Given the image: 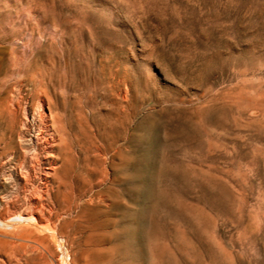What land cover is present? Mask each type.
<instances>
[{
    "label": "rangeland",
    "instance_id": "374dc122",
    "mask_svg": "<svg viewBox=\"0 0 264 264\" xmlns=\"http://www.w3.org/2000/svg\"><path fill=\"white\" fill-rule=\"evenodd\" d=\"M0 104V218L71 264H264V0H0Z\"/></svg>",
    "mask_w": 264,
    "mask_h": 264
},
{
    "label": "bare ground",
    "instance_id": "6f19581e",
    "mask_svg": "<svg viewBox=\"0 0 264 264\" xmlns=\"http://www.w3.org/2000/svg\"><path fill=\"white\" fill-rule=\"evenodd\" d=\"M9 95V94H8ZM8 97V96H7ZM8 99H10L9 97H8ZM4 100V99H3ZM6 101V100H5ZM5 101H3V102H5ZM8 101V100H7ZM10 101V100H9ZM19 103V102H18ZM5 104H6V102H5ZM1 105V104H0ZM22 106V105H21ZM37 106V105H36ZM2 112V111H1ZM20 113V112H19ZM39 113V112H38ZM37 114V113H36ZM2 115V114H1ZM37 115H39V114H37ZM40 115H42L41 113H40ZM44 115V114H43ZM51 115V114H50ZM15 116H18V115H15ZM32 116V115H31ZM46 116V115H45ZM53 116V115H52ZM8 117H10V116H8ZM51 117V116H50ZM55 117V116H54ZM53 117V118H54ZM17 118V117H16ZM27 118V117H26ZM33 119H35L34 118V115H33ZM49 119H51V118H49ZM48 119V120H49ZM28 120V119H27ZM22 121H24V120H22ZM33 121H35V120H33ZM9 123V122H8ZM31 123V122H30ZM12 124H16V122L14 123L13 121H12ZM26 124V123H25ZM43 124V123H42ZM19 125H20V123H19ZM23 125V124H22ZM28 125V124H27ZM31 125H33V124H31ZM11 126V125H10ZM14 126H16V125H14ZM24 126V125H23ZM52 126H54V124H52ZM28 127V126H27ZM57 127H59V126H57ZM9 129H10V131H11V128L10 127H8ZM8 128H7V130H8ZM13 128V127H12ZM39 129V128H38ZM54 129V128H53ZM27 129H25V131H26ZM29 130V129H28ZM55 130V129H54ZM12 131L13 132H15L14 131V129H12ZM19 131H21V130H19ZM45 131V130H44ZM53 131V130H52ZM8 132V131H7ZM40 132V131H39ZM20 133V132H19ZM44 133V132H43ZM12 134V133H11ZM35 134V133H34ZM54 135V134H53ZM16 136H17V130H16ZM30 136H32V134L30 135ZM36 136V135H35ZM1 137V136H0ZM3 137V136H2ZM7 137V136H6ZM10 137V136H9ZM13 137V136H12ZM15 137V136H14ZM13 137V138H14ZM37 137V136H36ZM46 137V136H45ZM50 137V136H49ZM29 138V137H28ZM33 138H34V136H33ZM41 138V137H40ZM52 138V137H51ZM3 139V138H2ZM16 139V138H15ZM21 139H22V137H21ZM20 139V140H21ZM41 139H44V138H41ZM49 139V138H48ZM24 141V140H23ZM28 141H30L29 139H28ZM53 141V140H52ZM33 142V141H32ZM38 142V141H37ZM47 142V141H46ZM56 142V141H55ZM10 143V142H9ZM29 143V142H28ZM52 143V142H51ZM2 144V143H1ZM16 144V143H15ZM31 144V143H30ZM36 145V144H35ZM12 146H14V145H12ZM16 146V145H15ZM32 146V145H31ZM38 146V145H37ZM36 146V147H37ZM45 147V146H44ZM51 147V146H50ZM56 147V146H55ZM19 148V147H18ZM17 148V149H18ZM29 148V147H28ZM1 149V148H0ZM32 149V148H31ZM30 149V150H31ZM33 149H34V147H33ZM2 150V149H1ZM22 150V149H21ZM34 150H38V149H34ZM42 150H43V148H42ZM15 150H13V152H14ZM7 152V154H10V152L8 153V151H6ZM12 152V151H11ZM52 152V151H51ZM50 152V153H51ZM20 153V152H19ZM1 154V153H0ZM7 154H6V156H7ZM16 154L18 155V153L16 152ZM47 154V153H46ZM56 154V153H55ZM30 155V154H29ZM37 155V154H36ZM38 155H40V152H39V154ZM45 155V154H44ZM47 155H50V154H47ZM51 155H53V154H51ZM4 156V155H3ZM12 156V155H11ZM14 156V155H13ZM20 156V155H19ZM22 156V155H21ZM27 157H29L28 155H27ZM33 157V156H32ZM42 157V156H41ZM40 157V158H41ZM45 157L47 158V156L45 155ZM6 158V157H5ZM30 158V157H29ZM37 158H39V157H37ZM51 158H53V157H51ZM2 159V158H1ZM20 159V158H19ZM34 159H36V158H34ZM54 159V158H53ZM27 160V159H26ZM57 160V159H56ZM22 161V160H21ZM34 161V160H33ZM46 161V160H45ZM11 162V161H10ZM27 162V161H26ZM35 162H36V160H35ZM52 162V161H51ZM2 163V162H1ZM5 163V162H4ZM7 163V162H6ZM40 162H38V164H39ZM49 163V162H48ZM10 164V163H9ZM19 164V163H18ZM22 164V163H21ZM57 164V163H56ZM7 165V164H6ZM30 165V164H29ZM25 166V165H24ZM32 166H36V165H32ZM39 166V165H38ZM38 166H36V167H38ZM53 166V165H52ZM2 167V166H1ZM10 167V166H9ZM18 167V166H17ZM45 167V166H44ZM23 168V167H22ZM29 168H30V166H29ZM38 168H40V167H38ZM25 169V168H24ZM34 169V168H33ZM48 169H50V168H48ZM58 169V168H57ZM23 170V169H22ZM21 170V171H22ZM43 170V169H42ZM32 171H34V170H32ZM55 171V170H54ZM14 172V171H13ZM35 172V171H34ZM38 172V171H37ZM33 173V172H32ZM45 173H46V171H45ZM6 174V173H5ZM24 174V173H23ZM15 175V174H14ZM13 175V176H14ZM48 175V174H47ZM54 175H56L55 173H54ZM10 176V175H9ZM22 176V175H21ZM25 176H28L27 174L25 175ZM46 176V175H45ZM5 177V176H4ZM3 177V178H4ZM1 178V177H0ZM6 178V177H5ZM7 178H8V176H7ZM6 178V179H7ZM15 178V177H14ZM18 178V177H17ZM29 178V177H28ZM50 178V177H49ZM19 179H20V177H19ZM33 179H34V177H33ZM1 180V179H0ZM12 180V179H11ZM10 180V178H9V181H11ZM26 180V179H25ZM28 180V179H27ZM36 180V179H35ZM8 181V180H7ZM12 181H14V180H12ZM29 181V180H28ZM37 181H38V178H37ZM41 181V180H40ZM6 182V181H5ZM26 182V181H25ZM30 182V181H29ZM48 182H50V181H48ZM37 183V182H36ZM16 184V183H15ZM25 184V183H24ZM42 184H44V183H42ZM52 184V183H51ZM50 184V185H51ZM34 185V184H33ZM45 185H46V183H45ZM28 186H29V184H28ZM35 186V185H34ZM44 187V186H43ZM15 188V187H14ZM18 188V187H17ZM16 188V189H17ZM21 188H22V186H21ZM20 188V189H21ZM58 188V187H57ZM19 189V190H20ZM35 189V188H34ZM33 189V190H34ZM18 190V189H17ZM22 190V189H21ZM28 190V189H27ZM24 191V190H23ZM23 191H22V193H23ZM41 192V191H40ZM43 192V191H42ZM16 193V192H15ZM19 193H20V191H19ZM28 193V192H27ZM35 193H36V189H35ZM44 193V192H43ZM49 193V192H48ZM56 193V192H55ZM50 194V193H49ZM18 195V194H17ZM20 195V194H19ZM18 195V196H19ZM27 195V194H26ZM56 195V194H55ZM17 196V197H18ZM21 196V195H20ZM30 196L32 197V194H30ZM52 196H53V194H52ZM57 196V195H56ZM27 197V196H26ZM29 197V196H28ZM44 198H46L45 196H43ZM50 197V196H49ZM11 198H12V196H11ZM13 198H14V196H13ZM43 198V199H44ZM51 198V197H50ZM53 198H54V196H53ZM19 199H20V197H19ZM32 199H34V198H32ZM31 199V200H32ZM2 200H3V198H2ZM13 200V199H12ZM18 200V199H17ZM24 200H26V199H24ZM27 200H29V199H27ZM47 200V199H46ZM100 200V199H99ZM8 201V200H7ZM33 201V200H32ZM37 201H38V199H37ZM43 201V200H42ZM10 202V201H9ZM20 202V201H19ZM24 202V201H23ZM39 202V201H38ZM13 203V202H12ZM25 203V202H24ZM27 203V202H26ZM25 203V204H26ZM34 203H36V202H34ZM45 203V202H44ZM11 204V203H10ZM23 204V203H22ZM55 204V203H54ZM24 205V204H23ZM33 205V204H32ZM32 205L30 206V208L32 207ZM37 205V204H36ZM47 205H48V203H47ZM98 205V204H97ZM28 206V205H27ZM34 206V205H33ZM38 206V205H37ZM50 206V205H49ZM64 206H65V204H64ZM44 207V206H43ZM43 207H41V210H42V208ZM65 207H67V206H65ZM79 207V206H78ZM68 208H71V206L70 207H68ZM45 209V208H44ZM54 209V208H53ZM80 209V208H79ZM31 210V209H30ZM30 210H28V211H30ZM52 210V209H51ZM66 209L65 208H63V211H65ZM82 210V209H81ZM80 210V211H81ZM32 211V210H31ZM34 211V210H33ZM32 211V212H33ZM48 211L49 210H47V213H48ZM57 211V210H56ZM61 211V210H60ZM60 211H59V214H61L60 213ZM68 211V210H67ZM26 212V211H25ZM41 212H43V211H41ZM62 212V211H61ZM69 212V211H68ZM68 212H66V213H68ZM29 213V212H28ZM58 213V212H57ZM70 213V212H69ZM72 213V212H71ZM70 213V214H71ZM79 213V212H78ZM40 214V213H39ZM43 214V213H42ZM50 214H51V212H50ZM55 214V213H54ZM62 214H65V212H63ZM77 214V213H76ZM80 214V213H79ZM82 214V213H81ZM80 214V215H81ZM16 215V214H15ZM26 215H28V214H26ZM36 215V214H35ZM44 215V214H43ZM42 215V216H43ZM12 216H14V215H12ZM41 216V215H40ZM72 216V215H71ZM10 217V216H9ZM9 217H7V218H9ZM46 217V216H45ZM54 217V216H53ZM59 217V216H58ZM68 217V216H67ZM70 217V216H69ZM75 217V216H74ZM39 218V217H38ZM42 218V217H41ZM47 218V217H46ZM63 218V217H62ZM78 218V217H77ZM6 219V218H5ZM2 219V218H0V230H2V231H5V232H7V233H12V234H15V233H17V232H20V231H22V230H25V229H28V228H32V229H35V230H39V231H42V232H49L48 234H49V239L51 240V242L54 244V247H55V249H56V251L58 252V256H60V258H59V260H58V263L59 264H71V257H70V254H69V251H68V249H67V247H66V245H65V241L60 237L59 238V236L57 235V233H56V231L54 230V231H50V229H48V227H44V226H41L40 224H39V220L37 219V217H35L33 214L32 215H30V216H22V214L21 215H16V216H14V217H12L11 219ZM53 219V218H52ZM70 219H73L72 217H70ZM75 220H76V218H74ZM79 219V218H78ZM77 219V220H78ZM57 220H59L58 218H57ZM74 220V221H75ZM47 221V220H46ZM45 221V222H46ZM49 221V220H48ZM47 221V222H48ZM52 221V220H51ZM51 221H49L50 223H51ZM81 221H82V219H81ZM41 222V221H40ZM54 223V222H53ZM64 223V222H63ZM70 223V222H69ZM52 224V223H51ZM57 224H60V223H57ZM67 225H68V223H66ZM71 224H72V221H71ZM71 224H69L70 226H71ZM79 224H80V226H82V223L80 222V220H79ZM79 224H77L76 223V225H78V229L80 228L79 227ZM66 225V226H67ZM69 225H68V227H69ZM74 226H75V224H73ZM62 226V225H61ZM63 226H65V224L63 225ZM74 226L72 227L71 226V230H72V228L74 229ZM52 227V226H51ZM76 227V226H75ZM53 228H54V226H53ZM77 228V227H76ZM62 228L60 227V230H61ZM68 229H70V228H68ZM68 229H67V236H68V234L70 235V233H69V231H68ZM29 230V229H28ZM31 230V229H30ZM34 230V231H35ZM59 230V231H60ZM63 230H64V227H63ZM66 230V229H65ZM75 230V229H74ZM33 230H31V232H32ZM62 231V230H61ZM30 232V231H29ZM30 232V233H31ZM66 232V231H65ZM80 232H82V230H80ZM30 233H28V234H30ZM36 233V232H35ZM61 233V232H60ZM77 233V231L75 232V235H77L76 234ZM27 234V233H26ZM62 234H63V232H62ZM66 234V233H65ZM71 234H72V231H71ZM95 234V233H94ZM23 235V234H22ZM22 235H20V236H22ZM8 236H9V234H8ZM13 236V235H12ZM18 236V235H17ZM24 236V235H23ZM33 236H35V235H33ZM41 236V235H40ZM66 236V235H65ZM80 236H81V233H80ZM11 237V236H10ZM32 237V236H31ZM70 237V236H69ZM68 237V238H69ZM76 237H78V235L76 236ZM76 237H75V239L74 238H72L71 237V239L74 241V242H76V240L79 238H77L76 239ZM83 237V236H82ZM88 237H89V235H88ZM93 237V236H92ZM4 238H6V237H4ZM3 237H2V239H4ZM14 238V237H13ZM21 238H23V237H21ZM25 238H27L26 236H25ZM29 238V237H28ZM38 238V237H37ZM42 238V237H41ZM99 238V237H98ZM8 239V238H7ZM16 239V238H15ZM36 239V238H35ZM71 239H70V242H71ZM82 239V238H81ZM80 239V240H81ZM14 240V239H13ZM28 240H30V238L29 239H27V240H25L26 242L28 241ZM69 240V239H68ZM83 240V239H82ZM88 240H89V238H88ZM8 242H9V240H7ZM15 241V240H14ZM19 241V240H18ZM17 241V242H18ZM24 241V242H25ZM67 241V240H66ZM72 241V242H73ZM92 241H93V238H92ZM4 242H5V240H4ZM8 242H6V243H8ZM25 242V243H26ZM73 242V243H74ZM88 241H87V238H86V243H87ZM91 242V241H90ZM94 242H96V241H94ZM93 242V243H94ZM103 242V241H102ZM10 243H11V241H10ZM38 243V242H37ZM81 243H83V242H81ZM85 243V242H84ZM86 243H85V246H86ZM97 243V242H96ZM99 243V242H98ZM13 244H15V243H13ZM12 244V245H13ZM31 244V243H30ZM68 244V243H67ZM75 244V243H74ZM90 244V243H89ZM89 244H87V245H89ZM4 245V244H3ZM2 245V246H3ZM7 245V244H6ZM6 245H5V247H6ZM16 245V244H15ZM25 245H27V244H25ZM38 245L40 246V244H37V248H40V247H38ZM42 245V244H41ZM77 245H78V243H77ZM8 246H9V244H8ZM36 246V245H35ZM35 246H33L34 248H35ZM81 246V245H80ZM93 246V245H92ZM96 246V245H95ZM41 247H43V246H41ZM0 248H1V246H0ZM30 248V247H29ZM45 248V247H44ZM102 248H104V247H102ZM3 249V248H2ZM8 248H6V250H7ZM10 249H12L13 250V248H10ZM21 249H22V246H21ZM26 249V248H25ZM91 249V248H90ZM4 250V249H3ZM6 250H4L5 252H6ZM23 250V249H22ZM27 250V249H26ZM32 250H34V249H32ZM78 250H79V248H78ZM85 250V249H84ZM93 250H95V249H93ZM8 251V250H7ZM15 251V250H14ZM24 251V250H23ZM42 251V250H41ZM45 251H47V250H45ZM86 251V250H85ZM12 252V251H11ZM82 252V251H81ZM7 253V252H6ZM42 253V252H41ZM76 253H78V252H76ZM86 253H88V252H86ZM12 254V253H11ZM26 254V253H25ZM92 254H93V252H92ZM38 255H39V251H38ZM41 255V257H42V254H40ZM76 255V254H75ZM99 255V254H98ZM13 256V255H12ZM86 256H88V255H86ZM102 256V255H101ZM29 257V256H28ZM98 257V256H97ZM100 257V256H99ZM103 257V256H102ZM20 258V257H19ZM24 258V257H23ZM20 259H22V258H20ZM36 259V258H35ZM20 261V260H19Z\"/></svg>",
    "mask_w": 264,
    "mask_h": 264
}]
</instances>
